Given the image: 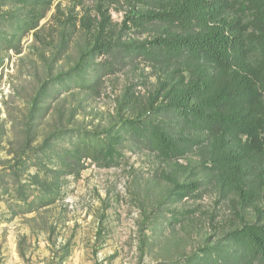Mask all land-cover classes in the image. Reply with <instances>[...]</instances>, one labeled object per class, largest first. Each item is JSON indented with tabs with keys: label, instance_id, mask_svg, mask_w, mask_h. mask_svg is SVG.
I'll list each match as a JSON object with an SVG mask.
<instances>
[{
	"label": "rangeland",
	"instance_id": "obj_1",
	"mask_svg": "<svg viewBox=\"0 0 264 264\" xmlns=\"http://www.w3.org/2000/svg\"><path fill=\"white\" fill-rule=\"evenodd\" d=\"M30 1L0 0V264H185L231 230L264 223V157L242 166L244 198L209 171L204 134L191 133L200 143L171 161L122 133L111 161L75 154L132 120L180 130L150 105L165 104L183 65L133 49L178 32L131 25L162 0ZM94 69L93 88L67 84L92 81Z\"/></svg>",
	"mask_w": 264,
	"mask_h": 264
},
{
	"label": "trees",
	"instance_id": "obj_2",
	"mask_svg": "<svg viewBox=\"0 0 264 264\" xmlns=\"http://www.w3.org/2000/svg\"><path fill=\"white\" fill-rule=\"evenodd\" d=\"M30 3L43 5L41 0ZM130 21L135 27L159 23L178 30L163 32L133 49L157 64L183 65L176 84L163 94L165 104L154 109V97L150 105L152 114L174 118L180 130L170 131L164 121L132 120L98 146L78 142L75 154L111 161L122 133L161 160L171 161L200 143L191 133L204 134L212 143L209 171L221 185L235 187L247 198L240 186L242 166L256 156L264 157V0H162ZM32 28L33 24L28 30ZM91 49L101 51L98 45ZM98 77L94 69L92 81L80 78L67 84L91 89ZM196 187L175 185L179 193H192ZM185 264H264V223L231 230L198 248Z\"/></svg>",
	"mask_w": 264,
	"mask_h": 264
}]
</instances>
